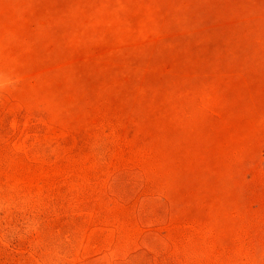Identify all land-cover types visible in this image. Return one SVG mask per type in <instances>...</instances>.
<instances>
[{"label":"rangeland","instance_id":"obj_1","mask_svg":"<svg viewBox=\"0 0 264 264\" xmlns=\"http://www.w3.org/2000/svg\"><path fill=\"white\" fill-rule=\"evenodd\" d=\"M0 264H264V0H0Z\"/></svg>","mask_w":264,"mask_h":264}]
</instances>
